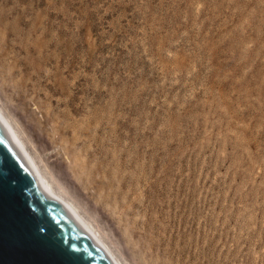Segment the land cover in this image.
Wrapping results in <instances>:
<instances>
[{"label": "rangeland", "instance_id": "obj_1", "mask_svg": "<svg viewBox=\"0 0 264 264\" xmlns=\"http://www.w3.org/2000/svg\"><path fill=\"white\" fill-rule=\"evenodd\" d=\"M1 56L28 71L0 108L122 264H264V0H0ZM108 113L120 197L89 171Z\"/></svg>", "mask_w": 264, "mask_h": 264}, {"label": "water", "instance_id": "obj_2", "mask_svg": "<svg viewBox=\"0 0 264 264\" xmlns=\"http://www.w3.org/2000/svg\"><path fill=\"white\" fill-rule=\"evenodd\" d=\"M0 264H115L0 123Z\"/></svg>", "mask_w": 264, "mask_h": 264}, {"label": "bare ground", "instance_id": "obj_3", "mask_svg": "<svg viewBox=\"0 0 264 264\" xmlns=\"http://www.w3.org/2000/svg\"><path fill=\"white\" fill-rule=\"evenodd\" d=\"M2 57L3 56L0 57V64L3 67L8 68V70H9V72L4 73L5 85L7 86L8 84L6 82L10 81L11 82L10 86L12 87V89L17 91L16 94L19 97H21L23 87L26 86V82H27L25 80V78H26V74L28 71V66L25 65V63L20 61L19 59H17V60L14 59L13 64L9 65L6 63L5 59H2ZM16 74H19L22 76V79L19 82H13L12 81L14 79V77L16 76ZM39 76H40L39 74L36 75V78H38ZM50 89L53 90L54 94L59 93V94L65 95L68 93L67 87L62 86L61 88H59V87H57L56 84H52L50 86ZM61 106H68V101L67 100L64 102L59 101L56 104V107L52 111L45 112V119L47 121L57 119V122H56L57 132H58L59 136H65L68 134V113L60 110ZM111 121L112 120L109 116V113L106 114V116L100 115V119L98 120L99 128L96 129L97 131L95 133V137L93 138V140H95L99 146V151L97 152V154L99 155V160L95 161L96 166H95V164H92L90 162V170L89 171L94 172V173L104 172V174L107 176L106 177L107 178L106 183L111 184V187L113 188V194H114L113 196L120 197L122 194V191L118 190V188L120 186H125L126 184H129L132 186L135 179L130 174H121V173L115 174V168H117L119 166V168L122 167V169H124L128 166H132L134 161L128 160V159H122V164H121L119 162V157L117 156V154H115L114 152L109 151L107 149L109 146H113V144L117 142L115 139L117 136L116 134L110 135L109 137H107L106 140L101 139V136L99 135V133L102 132L103 130H105V126L108 123H110ZM0 123L6 128L7 132L10 134V136L19 143V145L22 148L25 155L30 159L32 165L35 167V169L37 171L38 177H39L40 181L42 182L43 188L47 192V194L50 197L57 200L60 204L65 206L68 209V211H70L75 216L80 218L84 227L96 239V241L98 243H100L105 248V250L111 256L113 262L115 264H122L121 261L115 256V254L111 250V248L108 246V244L104 241L102 236L95 229V227L86 220V218L79 212V210L75 207V205L57 193V191L54 188V186L52 185V183L48 180V178L42 172L38 162L36 161L35 157L30 152L26 142L23 140L20 133L18 132L16 127L12 124L10 119L2 111V108H0ZM82 132L84 133V131H82ZM117 157H118V160H117ZM102 163H105L106 166L102 167L103 166Z\"/></svg>", "mask_w": 264, "mask_h": 264}]
</instances>
